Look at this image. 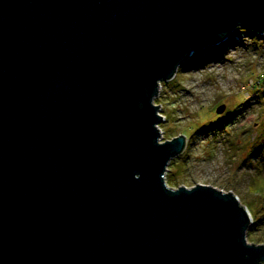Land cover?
<instances>
[{"label": "water", "instance_id": "obj_1", "mask_svg": "<svg viewBox=\"0 0 264 264\" xmlns=\"http://www.w3.org/2000/svg\"><path fill=\"white\" fill-rule=\"evenodd\" d=\"M238 26L264 0H0V264H259L236 193L167 182L155 102Z\"/></svg>", "mask_w": 264, "mask_h": 264}, {"label": "rangeland", "instance_id": "obj_2", "mask_svg": "<svg viewBox=\"0 0 264 264\" xmlns=\"http://www.w3.org/2000/svg\"><path fill=\"white\" fill-rule=\"evenodd\" d=\"M246 29L238 26L223 43L197 49L202 52L188 64L182 63L172 78L161 81L155 102H161L164 116L159 125L161 140L190 134L223 112V116L239 114L228 128L189 136L183 152L172 158L167 172L174 163V171L169 172L175 178L170 183L174 187L198 182L233 191L241 203H250L247 206L253 216L252 210L264 213L262 198L250 187L256 164L261 161L250 151L264 122V32ZM221 43L223 51L216 55V46ZM222 104L226 107L219 112ZM256 235L258 238H253L248 233V240L264 243V228L256 230Z\"/></svg>", "mask_w": 264, "mask_h": 264}, {"label": "trees", "instance_id": "obj_3", "mask_svg": "<svg viewBox=\"0 0 264 264\" xmlns=\"http://www.w3.org/2000/svg\"><path fill=\"white\" fill-rule=\"evenodd\" d=\"M241 27V26H240ZM246 30H249L246 29ZM229 37V36H228ZM227 37V39H229ZM223 43V42H222ZM222 43L221 45H217L216 46V55H220L222 50ZM208 47H212V46H208ZM202 52V50H195L193 52V54L183 63L188 64L190 61H192V58L199 55ZM224 112L221 114V117H216V118H211L209 121H205L202 125L198 126L195 130H193L190 134L188 133L187 136H191L192 137L195 135V133H200L202 131H215V130H219V129H225L228 128L230 125H232L236 119L238 118L239 114L237 112H234L230 115H226L223 116ZM226 125V126H225ZM195 132V133H194ZM251 151L250 153H252L253 155H256L259 157V160L261 159V161H258L259 163L256 164L258 166L256 172L254 173L255 177H254V181L253 183H250L252 186H250L254 191V193H257V195H259L262 200V208L261 210L264 212V122H263V126L261 127L260 133L258 135L257 138H253V143L251 144ZM186 152V150L184 151V153ZM173 162V161H171ZM263 165V166H261ZM174 163H172L170 169L168 170V172H166V176H167V181L170 184H173L175 182V178L173 176V173L169 175V172H173L174 171ZM263 171V172H262ZM246 204L250 207V203L246 202ZM252 210V209H251ZM253 211V220L250 224L249 227V235L253 238H258L256 235V230H260L262 228H264V213L263 214H255L254 210Z\"/></svg>", "mask_w": 264, "mask_h": 264}, {"label": "clouds", "instance_id": "obj_4", "mask_svg": "<svg viewBox=\"0 0 264 264\" xmlns=\"http://www.w3.org/2000/svg\"><path fill=\"white\" fill-rule=\"evenodd\" d=\"M259 264H264V257L259 258Z\"/></svg>", "mask_w": 264, "mask_h": 264}]
</instances>
